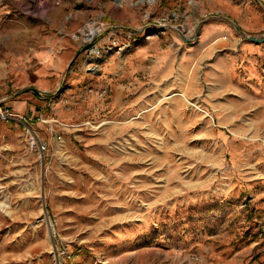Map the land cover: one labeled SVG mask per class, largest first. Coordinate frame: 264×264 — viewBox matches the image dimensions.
Masks as SVG:
<instances>
[{"label":"rangeland","instance_id":"1","mask_svg":"<svg viewBox=\"0 0 264 264\" xmlns=\"http://www.w3.org/2000/svg\"><path fill=\"white\" fill-rule=\"evenodd\" d=\"M225 3L0 0V264H264V42L203 45ZM28 16L78 45L55 89H18ZM142 39L172 52L107 71Z\"/></svg>","mask_w":264,"mask_h":264},{"label":"crops","instance_id":"2","mask_svg":"<svg viewBox=\"0 0 264 264\" xmlns=\"http://www.w3.org/2000/svg\"><path fill=\"white\" fill-rule=\"evenodd\" d=\"M224 1L226 2L224 4L226 9L222 8L224 10H221V13L208 18L200 30L199 36L203 45L214 48L215 43L234 42L236 44L241 40V37H246L244 34L254 36L264 31L260 11L253 9L251 7L253 4L246 9L243 7L245 3L242 1ZM145 4L141 3L138 6L136 1L127 3L129 12L132 14L129 18L121 19V21H125L131 28L147 25L141 24L139 15H137L139 10L144 9ZM14 15L17 17L18 13ZM32 19L31 16H28L27 19L23 20V23H28L29 27L20 29L17 33L21 45L15 54L16 57L20 58V64L16 66L18 68V89L36 87L44 91L52 90L61 81L62 69L70 66L78 51V45L66 34H53L52 21L48 22L47 19L42 21L44 29H41L37 27L36 22L32 23ZM238 32L241 36L237 35ZM152 43L149 45L147 41L142 39L132 51L124 56L123 63L129 69L128 72L123 66L117 68L115 62L107 65V71L113 75L116 73L119 75L135 74L143 67V62L149 61L150 55L162 61L164 56L172 52L173 48H161L160 42L157 40H152ZM26 106V101H18L16 108L22 110Z\"/></svg>","mask_w":264,"mask_h":264},{"label":"built area","instance_id":"3","mask_svg":"<svg viewBox=\"0 0 264 264\" xmlns=\"http://www.w3.org/2000/svg\"><path fill=\"white\" fill-rule=\"evenodd\" d=\"M62 1L63 0H45V3H48V4L49 3L61 4ZM97 29H98V32L92 38H90V39L88 38V36L86 34L87 31H85L84 33L81 32V34L84 35L85 38H86V40H87L85 42H92L93 43L92 46L88 49V51H89V58L90 59H93V58L100 59L101 58L100 57L101 56L100 47L94 42L95 38L97 37V35L100 32V30H99L98 27H97ZM76 37L78 38L79 36H76ZM126 45L127 44H125V45L122 46V44H120V41H118V39L113 38L111 40V45H109L108 48H109V51H112L114 48H118V49L121 50V49L125 48ZM32 146L33 147H37L40 151H44L47 148L46 143L44 141H42L41 139H39V137H37L35 135L32 136Z\"/></svg>","mask_w":264,"mask_h":264},{"label":"water","instance_id":"4","mask_svg":"<svg viewBox=\"0 0 264 264\" xmlns=\"http://www.w3.org/2000/svg\"><path fill=\"white\" fill-rule=\"evenodd\" d=\"M180 27H181L182 30H183V27H182V26H180ZM182 33H183V39H184V40L190 41V40H192V39L195 38V35L192 36V37L190 38V37H186V34H185L184 32H182ZM244 35H245L246 37H249V39H251V40H253V41L264 42V36H247L246 34H244ZM91 44H92V43H88L87 45H85V46L81 49V51H84L85 49L89 48V47L91 46ZM81 51H79L78 54H79ZM57 264H58V263H57Z\"/></svg>","mask_w":264,"mask_h":264},{"label":"bare ground","instance_id":"5","mask_svg":"<svg viewBox=\"0 0 264 264\" xmlns=\"http://www.w3.org/2000/svg\"><path fill=\"white\" fill-rule=\"evenodd\" d=\"M89 35L92 36L96 33V29L95 28H90L89 30Z\"/></svg>","mask_w":264,"mask_h":264},{"label":"trees","instance_id":"6","mask_svg":"<svg viewBox=\"0 0 264 264\" xmlns=\"http://www.w3.org/2000/svg\"><path fill=\"white\" fill-rule=\"evenodd\" d=\"M30 88H28V89H24V91H28Z\"/></svg>","mask_w":264,"mask_h":264}]
</instances>
